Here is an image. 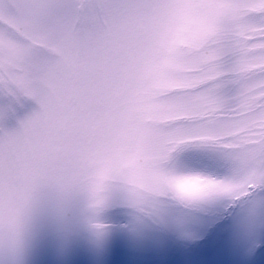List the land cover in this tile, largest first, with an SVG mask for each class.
Here are the masks:
<instances>
[{"label": "rangeland", "instance_id": "374dc122", "mask_svg": "<svg viewBox=\"0 0 264 264\" xmlns=\"http://www.w3.org/2000/svg\"><path fill=\"white\" fill-rule=\"evenodd\" d=\"M150 2L155 7L124 49V63L113 67L118 83L109 103L86 105L70 85L15 126L0 118V264H264V231L253 242L229 221L184 239L156 203L169 184L182 195L218 187L161 171L162 126L172 119L161 101L214 63L208 50L238 13L232 0ZM217 107L210 99L193 103L197 111ZM51 168L87 170L94 199L79 205L78 185ZM110 181L122 185L131 209L115 228L90 210Z\"/></svg>", "mask_w": 264, "mask_h": 264}, {"label": "snow or ice", "instance_id": "6c2138e0", "mask_svg": "<svg viewBox=\"0 0 264 264\" xmlns=\"http://www.w3.org/2000/svg\"><path fill=\"white\" fill-rule=\"evenodd\" d=\"M232 2L238 16L209 48L214 63L161 101L172 117L162 126L161 171L218 185L195 195H182L172 184L161 189L157 209L184 239L229 221L253 242L264 231V0ZM154 7L150 0H0V118L5 125L15 126L38 102L49 103L54 91L70 85L78 87L86 105L109 103L118 83L113 67L124 63V49L131 48L137 26ZM201 99L218 107L197 111L193 103ZM50 172L78 185L79 205L94 199L96 180L87 170ZM103 187L104 199L90 210L115 228V218L131 209L118 181ZM237 208L244 209L239 216Z\"/></svg>", "mask_w": 264, "mask_h": 264}, {"label": "bare ground", "instance_id": "6f19581e", "mask_svg": "<svg viewBox=\"0 0 264 264\" xmlns=\"http://www.w3.org/2000/svg\"><path fill=\"white\" fill-rule=\"evenodd\" d=\"M152 182V180H150V183Z\"/></svg>", "mask_w": 264, "mask_h": 264}]
</instances>
